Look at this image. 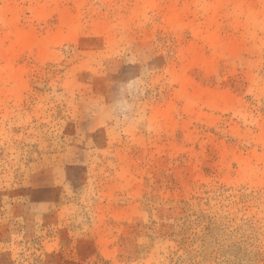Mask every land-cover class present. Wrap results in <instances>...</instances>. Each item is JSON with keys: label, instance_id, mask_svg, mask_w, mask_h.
<instances>
[{"label": "rangeland", "instance_id": "1", "mask_svg": "<svg viewBox=\"0 0 264 264\" xmlns=\"http://www.w3.org/2000/svg\"><path fill=\"white\" fill-rule=\"evenodd\" d=\"M0 264H264V0H0Z\"/></svg>", "mask_w": 264, "mask_h": 264}]
</instances>
